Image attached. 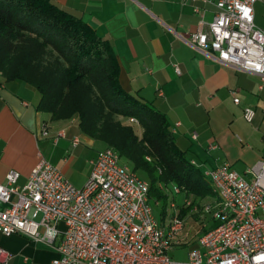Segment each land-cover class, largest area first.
Returning <instances> with one entry per match:
<instances>
[{
	"label": "built area",
	"instance_id": "obj_1",
	"mask_svg": "<svg viewBox=\"0 0 264 264\" xmlns=\"http://www.w3.org/2000/svg\"><path fill=\"white\" fill-rule=\"evenodd\" d=\"M181 1L190 2L200 16L199 3L213 1L216 7L207 28L185 41L221 63L258 75L264 85V29L253 20V5L264 0ZM243 117L251 122L254 112L245 108ZM128 122L138 125L132 117ZM47 135L42 129L41 136ZM78 142L75 138L72 145ZM90 167L80 188L44 158L23 185L17 183L16 171H8L5 183H0V232L56 243L58 258L46 264H264V161L247 172L250 180L226 162L204 172L215 194L205 209L217 225L198 238L184 261L170 255L184 226L175 203L169 204L175 211L170 222L160 226L148 183L122 163L117 152L99 151ZM172 193L180 194L181 189L173 187ZM9 257L0 247V263Z\"/></svg>",
	"mask_w": 264,
	"mask_h": 264
},
{
	"label": "crops",
	"instance_id": "obj_2",
	"mask_svg": "<svg viewBox=\"0 0 264 264\" xmlns=\"http://www.w3.org/2000/svg\"><path fill=\"white\" fill-rule=\"evenodd\" d=\"M49 1L109 43L119 65L122 89L166 117L176 145L198 168L202 163L208 171L224 162L209 157H228V146L237 142L235 131H240L235 123L245 120V108L254 112L247 123L264 116V85L258 75L221 63L212 53L185 41L212 21L213 1L198 4L201 16L194 13L190 2L181 0ZM253 20L264 29V3L253 5ZM39 98L29 85L6 81L0 75V183L13 170L19 174L17 183L23 185L44 158L72 185L69 170L83 166V178L75 184L80 188L88 178L90 162L105 146L83 135L76 120L49 123L48 135L41 136L46 119L37 109ZM59 132L63 136L58 137ZM75 138L79 142L74 146ZM211 145L215 148L210 149ZM55 246L0 232V247L10 254L0 264H46L58 258ZM177 247L185 249L174 244L171 250Z\"/></svg>",
	"mask_w": 264,
	"mask_h": 264
},
{
	"label": "trees",
	"instance_id": "obj_3",
	"mask_svg": "<svg viewBox=\"0 0 264 264\" xmlns=\"http://www.w3.org/2000/svg\"><path fill=\"white\" fill-rule=\"evenodd\" d=\"M0 75L37 91V109L48 114L42 129L76 120L83 135L117 152L148 183L153 205L164 209L167 186L192 199L179 210L181 219L196 199L215 200L204 173L176 145L166 117L122 89L109 43L49 0H0ZM130 117L138 125L123 121Z\"/></svg>",
	"mask_w": 264,
	"mask_h": 264
},
{
	"label": "rangeland",
	"instance_id": "obj_4",
	"mask_svg": "<svg viewBox=\"0 0 264 264\" xmlns=\"http://www.w3.org/2000/svg\"><path fill=\"white\" fill-rule=\"evenodd\" d=\"M43 117L48 119V114L43 113ZM123 121L127 122L128 120ZM235 126L239 127L240 131H235L237 142L234 141V144L232 143L231 146H228L230 150L228 157H209L208 160L212 161L213 158H217L220 162L224 161L245 179L250 180L251 175L247 172L251 170L257 162L264 161V116L255 118L252 123H247L245 120H238ZM135 129L136 133L139 134V128L136 127ZM187 158L190 159L191 157ZM206 168L207 166L202 163L199 165V169L202 172H205ZM84 173L85 169L83 166L71 168L69 174L72 178V183L76 184L81 182ZM75 184H73L74 187H76ZM172 190L173 187L169 188L167 186L166 191L170 194L164 209L162 203L153 205L154 214L160 226H167L174 215L175 211L169 207L171 202H174L179 210L191 205V198L188 197L186 199V205H183V195L181 193L173 194ZM212 202L213 199L209 197L198 198L194 201L191 209L183 216L184 226L176 237L174 244L185 246V249H178L177 247V249L171 250L170 255L174 260L184 261L186 259L187 249L196 246L202 230L212 229L214 222L211 220V214L205 209L207 205H210ZM179 238L182 239L178 240Z\"/></svg>",
	"mask_w": 264,
	"mask_h": 264
}]
</instances>
